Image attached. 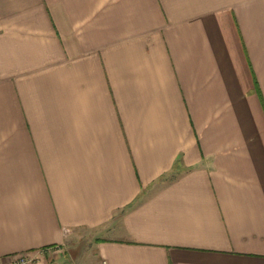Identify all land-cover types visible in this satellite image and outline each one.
<instances>
[{
	"label": "crops",
	"instance_id": "0c3cea01",
	"mask_svg": "<svg viewBox=\"0 0 264 264\" xmlns=\"http://www.w3.org/2000/svg\"><path fill=\"white\" fill-rule=\"evenodd\" d=\"M264 264V0H0V264Z\"/></svg>",
	"mask_w": 264,
	"mask_h": 264
},
{
	"label": "built area",
	"instance_id": "2783aa9c",
	"mask_svg": "<svg viewBox=\"0 0 264 264\" xmlns=\"http://www.w3.org/2000/svg\"><path fill=\"white\" fill-rule=\"evenodd\" d=\"M34 261L33 258H31L28 255H24L15 259H12L11 261H9L6 264H32Z\"/></svg>",
	"mask_w": 264,
	"mask_h": 264
}]
</instances>
